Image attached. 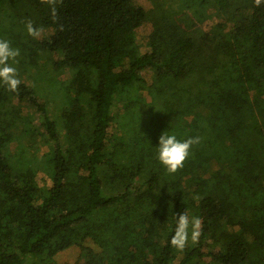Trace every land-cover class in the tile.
Instances as JSON below:
<instances>
[{"label": "trees", "instance_id": "1", "mask_svg": "<svg viewBox=\"0 0 264 264\" xmlns=\"http://www.w3.org/2000/svg\"><path fill=\"white\" fill-rule=\"evenodd\" d=\"M57 11L54 23L40 0H0L21 80L0 85V264H65L73 250L66 264H264V3L61 0ZM182 12L229 30H182ZM164 132L202 137L176 174L157 159ZM185 212L202 234L180 252L170 240Z\"/></svg>", "mask_w": 264, "mask_h": 264}, {"label": "clouds", "instance_id": "2", "mask_svg": "<svg viewBox=\"0 0 264 264\" xmlns=\"http://www.w3.org/2000/svg\"><path fill=\"white\" fill-rule=\"evenodd\" d=\"M61 0H40L50 8V17L54 23L58 22L57 5ZM264 0H254V6L260 7ZM27 34L33 39H39L43 33V28L33 25L29 19L25 22ZM58 30L64 31V25L58 24ZM20 50L13 48L9 41L0 39V85L4 86L7 91L17 92L21 80L18 78L17 68ZM202 137H189L185 140H178L175 134L162 133L158 139L157 159L166 169L168 174H176L184 167L186 160L189 158L193 146L199 145ZM199 199V197H194ZM202 234V221L199 217H189L185 213H179L176 218L174 234L171 237L170 244L177 251L183 252L189 243L196 244Z\"/></svg>", "mask_w": 264, "mask_h": 264}, {"label": "rangeland", "instance_id": "3", "mask_svg": "<svg viewBox=\"0 0 264 264\" xmlns=\"http://www.w3.org/2000/svg\"><path fill=\"white\" fill-rule=\"evenodd\" d=\"M134 3L137 5H141L145 9H148L151 7V0H134ZM176 21L178 22L182 30H185V31L194 30L202 37H205V36L212 37L221 29L229 30V25L225 21L218 19L216 16H212V18L206 19L203 22L199 23L190 12H182L181 14H178L176 16ZM149 29L150 27L147 24H144L138 29L136 33V39L139 45L142 46V44L145 42V37L148 34ZM141 51H144V49L141 48ZM72 75L73 74H72L71 68L66 67L64 69V72L60 75V79H57V80L62 81L65 79H70ZM38 116L39 114L35 113L36 119L38 118ZM74 254H75V250L68 251L66 253L61 254L58 257V260L61 262H66V261L70 262V260L75 257Z\"/></svg>", "mask_w": 264, "mask_h": 264}]
</instances>
